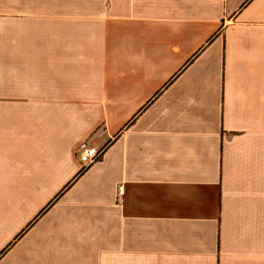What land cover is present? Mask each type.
<instances>
[{"label":"crops","instance_id":"crops-1","mask_svg":"<svg viewBox=\"0 0 264 264\" xmlns=\"http://www.w3.org/2000/svg\"><path fill=\"white\" fill-rule=\"evenodd\" d=\"M0 264H264V0H0Z\"/></svg>","mask_w":264,"mask_h":264},{"label":"built area","instance_id":"built-area-1","mask_svg":"<svg viewBox=\"0 0 264 264\" xmlns=\"http://www.w3.org/2000/svg\"><path fill=\"white\" fill-rule=\"evenodd\" d=\"M102 157V151H98L95 148H89L87 143L80 146V159L83 165L90 166L97 162ZM122 194V193H121Z\"/></svg>","mask_w":264,"mask_h":264}]
</instances>
